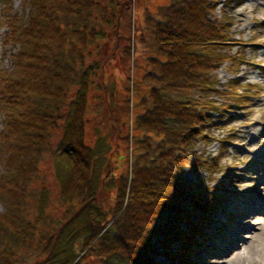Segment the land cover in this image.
<instances>
[{"label": "trees", "instance_id": "trees-1", "mask_svg": "<svg viewBox=\"0 0 264 264\" xmlns=\"http://www.w3.org/2000/svg\"><path fill=\"white\" fill-rule=\"evenodd\" d=\"M25 2L33 7L29 19L11 7L3 13L6 43L17 49L10 55L11 67L0 68V114L6 119L0 133V199L7 204L0 214V264H16L6 237L20 242L33 234L26 205L39 169L32 156L48 127H62L63 132L57 150L66 157L56 174L62 200L81 209L54 235L56 243L64 241L67 246L57 249L55 242L51 246L50 237L36 264H82L88 257L102 264H163L157 260L160 252L169 253L173 264H188L204 248L201 241L208 240L206 230H211L226 191L213 192L188 181L183 169H218V159H202L195 150L219 124L210 111L220 113L219 121L226 122L234 106H241L247 97L237 92L236 80L227 89L216 88L219 67L226 60L236 61L225 51L233 38L231 19L226 13L224 18L214 14L217 0H169L148 10L145 22L135 26L134 41L122 31L123 26L128 28L125 19L131 0ZM107 37L126 39L127 44L86 63L93 46L98 50L99 40ZM137 57L146 62L143 80L149 91L142 94L138 81L141 101L135 125L123 138L117 134L128 144V172L116 179L112 170H105L99 184L95 162L102 154L101 144L94 149L85 142L90 104L86 94H80L69 100L72 108L64 110L62 103L71 98L64 83L79 70L76 81L84 87L79 92L96 85L104 93L112 61L122 73V60ZM31 94L39 99L30 100ZM212 95H220L222 101L217 104ZM120 120L111 118L110 127L124 130ZM227 137L220 139L222 151ZM115 184V197L107 195L99 202L100 190ZM175 241L179 247L172 250ZM76 243L81 245L82 260H77Z\"/></svg>", "mask_w": 264, "mask_h": 264}, {"label": "rangeland", "instance_id": "rangeland-1", "mask_svg": "<svg viewBox=\"0 0 264 264\" xmlns=\"http://www.w3.org/2000/svg\"><path fill=\"white\" fill-rule=\"evenodd\" d=\"M168 1L131 0L129 16L125 19L128 28L125 29L123 26V33L135 41L138 37L135 26L145 22L148 10L155 11L158 5L167 4ZM108 2L109 0H105V3ZM217 2L214 14L222 18L226 13L231 19L229 27L233 38L227 44L225 51L231 57L236 56V61L226 60L219 67L216 88L227 89L230 82L236 80L237 84L239 83L237 92L247 97L241 106H234L229 118H224L226 122L219 121L220 113L210 111L213 121L219 124L210 130L206 141L198 142L195 150L197 156L202 159L212 161L218 159V169L208 171L193 166L183 169L182 175L188 181L202 183L213 192L216 189L226 191L225 202L210 223L211 230L209 228L206 230L209 235L208 240L201 241L205 244L204 248L189 257L191 262L188 264H227L236 254L243 258L241 261L238 260L237 264H255L254 261L260 264L261 261L264 262V251L259 253L256 249L259 244V246L264 244V234L262 235V232L264 233V0H217ZM29 6L30 4L25 0H0V68L11 67L10 55L17 49L14 45L6 43L7 26L3 13L5 9L11 7L14 13H20L24 18L29 19L30 15H34L33 7ZM108 7L112 12V8ZM119 7L120 5L117 8ZM108 30H112V27ZM99 42L100 47L97 50V47L93 46L92 49L95 50L93 56L87 57L86 63L97 55L99 58L103 57L117 49H122V46L127 44L126 39L119 40L113 37L111 39L107 37ZM122 61L125 64L122 73L116 71L118 63L112 61L107 78L108 85L104 93L99 86L96 87V83L95 88L92 85L89 87L91 89H83L79 92V89L84 88L79 81H76L75 74H78L79 70L67 77L64 83L65 90L71 97L66 98L67 100L62 103L61 107L64 110L72 108L73 104L69 100L78 95L80 97V94H86L90 104L86 113L88 124L85 142L94 149L101 144L99 150L102 154L95 162L96 176L100 174L99 184L103 180L105 170H112L116 179L128 172L131 159L127 149L128 144L124 140L117 139V134L123 138L128 130L131 132L132 125H135V115L140 110L138 106L141 101L140 92L147 95L149 91L143 80L147 68L145 60L137 57L136 60ZM138 81L143 84L139 87L140 92L137 90ZM133 82L136 84L134 87ZM32 95L34 94H31L30 100L39 99ZM112 97L115 99L113 102ZM211 100L218 104L222 101V97L212 95ZM104 102L107 106L103 105ZM111 118L121 119L119 124L125 123L124 130L120 132L117 127H110ZM5 122L6 119L1 113L0 133L4 130ZM62 136V127H48L43 144L39 149L33 150L32 160L37 163L35 164L39 173L38 180L29 189L30 197L27 198L26 205L28 221L35 226L32 230L33 234L28 240L20 242L19 240L15 242L10 236L6 237V242L13 248L16 264H36L44 257L43 251L50 245V237L53 238L51 246L55 242V248H65L66 242L56 243L57 238L54 235L59 234L62 225L80 212L81 206L77 204L72 209L62 200V185L56 178L58 170L61 169L59 164L65 159V155L57 150ZM226 136L229 139L226 140V147L222 151L220 139ZM115 194L116 184L107 186V190H100L101 197L98 201H103L107 195L114 198ZM6 205V202L0 199V214L6 212ZM105 207L107 209L109 203ZM81 219H84L83 215ZM260 225L262 230L259 229ZM230 239L240 243L237 251L233 253H228L233 247L223 248V244L230 242ZM154 240L157 241L156 238ZM178 247L179 242L175 241L172 250ZM74 248L77 260H82L81 245L76 243ZM157 260L163 264L174 263L167 252L158 253ZM82 264L102 263L95 257H88L82 260Z\"/></svg>", "mask_w": 264, "mask_h": 264}, {"label": "bare ground", "instance_id": "bare-ground-1", "mask_svg": "<svg viewBox=\"0 0 264 264\" xmlns=\"http://www.w3.org/2000/svg\"><path fill=\"white\" fill-rule=\"evenodd\" d=\"M263 223V222H262ZM262 225H260V230H262V227H261ZM264 233L262 232V235H263ZM239 245H240V243L238 242V241H233V240H231L230 239V242H227V243H225V244H223V248H228V246H231V247H233V249H230L229 251H228V253H233V252H235V250L237 251V249H238V247H239ZM260 245V244H259ZM258 245V247H257V251H259V253H261L262 251H264V244L262 245L261 244V246H259ZM255 247V246H254ZM227 253V254H228ZM227 254H224V255H227ZM238 260H243V258H242V256L240 255H237L236 254V256L234 257V259L233 260H231L230 262H228L227 264H232V263H234V264H237V262H238ZM254 263L255 264H258L256 261H254ZM260 264H264V262L263 261H261L260 262Z\"/></svg>", "mask_w": 264, "mask_h": 264}]
</instances>
